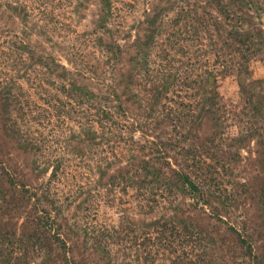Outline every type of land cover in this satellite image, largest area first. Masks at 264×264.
Returning <instances> with one entry per match:
<instances>
[{"label":"rangeland","instance_id":"1","mask_svg":"<svg viewBox=\"0 0 264 264\" xmlns=\"http://www.w3.org/2000/svg\"><path fill=\"white\" fill-rule=\"evenodd\" d=\"M166 56L172 70L159 79ZM9 58L17 86L2 77L16 101L7 92L5 109L0 98V264H264V0H0V72ZM54 66L80 98L68 82L35 88L37 75L57 82ZM126 71L140 108L153 82L166 90L154 113L118 111ZM76 101L92 108L86 127L112 126L120 139L72 142ZM181 103L195 123L185 131ZM141 153L180 169L203 201L175 177L170 207L166 188L142 185L128 165Z\"/></svg>","mask_w":264,"mask_h":264},{"label":"trees","instance_id":"2","mask_svg":"<svg viewBox=\"0 0 264 264\" xmlns=\"http://www.w3.org/2000/svg\"><path fill=\"white\" fill-rule=\"evenodd\" d=\"M19 42H21V41H19ZM22 46H23V44L20 43V44L16 45L15 47H16V49H18V48L22 49ZM16 51H19V50H16ZM36 57H37V55H35L34 57L29 56L28 63H33V61H35ZM121 57H122V50H120L119 60L121 59ZM167 57L168 56L163 58V62L159 63V66L162 68V69L157 71L156 76L159 77V79L161 78L163 68H165L166 72L168 70H172L173 60L168 59ZM9 59H11L12 62H15L12 64V68H11V70H9V73L8 72H4V73L0 72V94H4V96L2 97V95H1L0 98L2 101L6 100V102L4 104H2V107L5 109L8 107V99L10 100L9 94L12 97V99H14L16 101V99H15L16 97L12 94V91L9 90V87L2 80V77H5V80H7L10 83V87L12 90L15 89L17 86L16 82L13 80V76H11V72L13 70L14 64H16V60L14 58H9ZM130 61H133V59H130ZM130 61L128 62L129 65L127 63H125L124 65L127 68H128V66H130V70H133L137 64L134 62L132 64H130ZM39 63H41V60L39 61ZM17 64H21L27 68H29V66H30L29 64L27 65V63L23 60H17ZM19 69H21V68H19ZM166 69H168V70H166ZM47 74L49 75V77L51 75H54V77L57 78L56 81L60 82L62 86L55 81H52V80L50 81L48 76L43 74L40 77H39V75L36 76V79H38L37 80L38 86H36L35 88L47 91L44 88V86H47V87L53 86L55 92H60L62 89H64V91H65L66 86L69 83L73 86V89H74V92L72 93L73 96L80 98L75 93V85L76 84L74 83L72 78L68 77L67 73L60 76V73L56 72V67L54 66V67H49L47 69ZM145 75L148 76V74H145ZM26 77L27 76L23 77V79H26ZM133 81H134V76H132V73L131 72L128 73V71H126L124 73V77H123L122 81L118 82L117 86L119 87V89L121 90V94L123 95V100H117L118 101V103H117L118 111L122 112L124 114L125 110H126L125 109V104H126V106H127L126 108H129L131 113H133L135 111V109L137 111L142 110V109H146L147 111H149V113L150 112L154 113L155 107H158L161 104V102H159L160 97H161L160 93H163L166 90H164V89L160 90L158 87H156L158 85V82L152 83L151 80L148 79L147 80L148 82H146V83L147 84L152 83L151 84L152 85L151 92H154V93H152L151 98L149 99L150 104H148V105L146 104V106L140 108V101L136 100L137 95L132 93L131 92L132 89H130ZM136 86H139V85H136ZM197 89H198V92H196L195 95H198V96L202 95L203 90H201L200 85L197 87ZM100 91L105 93V94L106 93L110 94L109 93V87H105L103 90H100ZM7 92L9 94H7ZM146 92L147 91L145 90L144 93H146ZM96 97L99 99H102V100L106 99V95L105 96H102V95L96 96L92 93L90 94V97H87V98L96 99ZM76 102L78 103V108L76 110L77 116H78V119L76 118L77 124H78V126H77L78 127V133L75 134L72 142H76V145H78L80 147L84 144V142H93L92 144H98L97 140L100 137H106V141L112 135H113L112 138L117 139V137H119V139H120V136H117L118 134L116 133V130L112 126H109L107 129H101L100 134H98L97 131L93 130L92 127H86L84 123L87 121H90V120H88L87 111L92 109V108H90V107L86 108L87 105L83 106V103L81 101H76ZM79 105H81V107ZM136 106H137V108H136ZM92 107L96 108L97 105H93ZM180 107H182L180 109V111L178 113H176V116L174 115L175 121H176V123H180V127H182V129H184V131H185L187 129V127L192 128V126L195 123L194 124H187L186 119H188V116H186V114H184V112H183V109L185 107L187 108V106L185 104L181 103ZM259 108L261 109L260 111L264 112V104L260 105ZM262 112L258 111L257 115H259V113H262ZM96 113H98V115H100V117L97 116L98 119L100 118V120H98V121H100L101 123L107 122L106 121V112H104L102 110V108L99 107L97 109ZM166 116H169V114H167ZM150 117H152V116H150ZM8 118L12 122V124L15 123V121L11 117H8ZM181 118L185 119V120H183L184 122L181 121ZM200 119H201V116L198 115L197 120L199 123H200ZM168 121H167V123H168ZM163 123H166V122H163ZM158 124H159V122H158ZM172 124H173V122H172ZM200 129H202V128H200ZM155 130H156V128H155ZM89 135L91 138L88 137ZM154 138H155V140L158 139L156 134H155ZM113 141L114 142H120V140H113ZM66 142H67V140H66ZM132 142H134V141H132ZM154 142H156V141H153L152 145H154L156 147ZM146 154L141 153V158L126 157L128 165L134 167L135 173H137L138 176L142 179V181H141L142 185L155 184V183H157L158 185H163L166 188V190L169 192L170 196L173 197L175 194V192H174L175 186L174 185H175V183L180 182V181L175 182L174 179H175V177L176 178L178 177L181 180V183L184 184V186L181 188L183 191H185L189 194H192L194 196L196 195V196H198V198L201 197V199H202L201 201H203V195L206 194V192L199 190V188L192 181H190L188 176H186L180 169L174 170L170 167L171 163L163 162V161L159 162L158 158H155V156L154 157L151 156L150 158H148V156ZM142 157H145V158H142ZM134 170H131V171H134ZM127 171L129 172V170H127ZM167 172H171L172 176H174V177L172 178L171 176H168ZM190 172H191V170H190ZM176 198L177 197H173L170 199V201L168 202V205H170V207H171V204L176 201Z\"/></svg>","mask_w":264,"mask_h":264}]
</instances>
